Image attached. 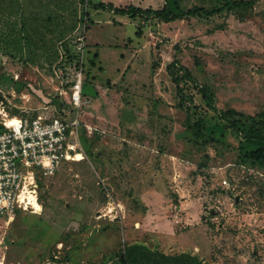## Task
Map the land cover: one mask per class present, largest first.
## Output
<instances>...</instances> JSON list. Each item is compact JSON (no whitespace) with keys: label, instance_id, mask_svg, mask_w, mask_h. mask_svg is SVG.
<instances>
[{"label":"rangeland","instance_id":"374dc122","mask_svg":"<svg viewBox=\"0 0 264 264\" xmlns=\"http://www.w3.org/2000/svg\"><path fill=\"white\" fill-rule=\"evenodd\" d=\"M253 1L171 22L87 8L84 158L41 178V212L17 209L0 221L3 264H121L119 254L134 243L207 264H264V159L246 158L254 147L230 129L215 140L189 130L200 118L222 121L202 87L214 92L217 109L264 110V0ZM84 2L164 4L0 0V102L11 114L47 104L57 42L79 33Z\"/></svg>","mask_w":264,"mask_h":264},{"label":"built area","instance_id":"2783aa9c","mask_svg":"<svg viewBox=\"0 0 264 264\" xmlns=\"http://www.w3.org/2000/svg\"><path fill=\"white\" fill-rule=\"evenodd\" d=\"M86 30V22L76 29L79 65L71 77H66L61 50L52 66L54 93L63 98L67 108L46 104L37 116L29 118L12 115L0 102V221L11 220L17 209L34 213V202L40 203L41 178L54 175L62 163L83 154L79 110L88 62Z\"/></svg>","mask_w":264,"mask_h":264},{"label":"trees","instance_id":"16d2710c","mask_svg":"<svg viewBox=\"0 0 264 264\" xmlns=\"http://www.w3.org/2000/svg\"><path fill=\"white\" fill-rule=\"evenodd\" d=\"M3 1L5 3V0H1V3ZM182 1L183 0H164V4L160 8H154L152 6L144 8L141 6H136L134 4H130L124 7H116L111 2H88L86 4L84 2L85 5L83 6V10L80 14V21L85 22V17L88 15V7L102 10L108 9L109 11H112L117 15L128 16L130 18H156L164 22H171L198 16L211 17L226 10H233L236 8L251 6L254 3L253 0H228L222 3L219 7L207 9L205 7L185 8L182 5ZM22 6L24 7V5ZM23 7H17L16 12H20L22 16H25ZM22 29L25 30L24 27ZM59 42H61V51L64 55L62 65L67 68L66 77L70 78L72 72L79 65V52L77 50L79 41L77 39V36H75L68 39L62 38L58 40L57 44ZM59 58L60 56L57 57L56 61H58ZM170 67L171 64L167 66V69L169 70ZM50 72L52 75V67L50 68ZM171 75L174 76V73L171 72ZM173 80L175 82L179 81V76H174ZM0 85H2L1 81ZM69 85L70 83L68 84V86ZM199 92L202 94V97L206 101L208 107L218 112L219 117L222 121L215 124H208L205 120L200 118L194 123H191L189 127L190 132L198 138L209 136V140H215L214 137L216 132L219 131L223 135L226 130L230 129L235 134L242 136V141L244 140L248 145L254 147V149H252L245 155L246 158L253 159L254 161L264 159V110L250 115L235 108L222 110L217 109V107L214 105L215 94L211 89H209L208 87H202L199 89ZM84 96L85 93L83 88V97ZM47 98L48 100L45 101V103H47L48 105H52L53 107L60 106L61 108H67V104L63 100V98H61L59 95H55L54 92ZM39 113L40 111L34 112L32 114H29L28 112L25 114L12 115L33 118ZM119 259L121 264H207L197 255L188 252H183L176 255L167 254L159 250L151 249L146 244L140 243L126 245L123 251L119 254Z\"/></svg>","mask_w":264,"mask_h":264},{"label":"bare ground","instance_id":"6f19581e","mask_svg":"<svg viewBox=\"0 0 264 264\" xmlns=\"http://www.w3.org/2000/svg\"><path fill=\"white\" fill-rule=\"evenodd\" d=\"M84 158V156L81 154V153H79L78 155H77V157H76V159L75 160H82ZM34 206H35V208H36V211L34 212V213H39V212H41V210H42V206H41V204L40 203H38V202H34Z\"/></svg>","mask_w":264,"mask_h":264},{"label":"crops","instance_id":"0c3cea01","mask_svg":"<svg viewBox=\"0 0 264 264\" xmlns=\"http://www.w3.org/2000/svg\"><path fill=\"white\" fill-rule=\"evenodd\" d=\"M83 155V154H82ZM201 259V258H200ZM203 260V259H202ZM204 261V260H203Z\"/></svg>","mask_w":264,"mask_h":264}]
</instances>
